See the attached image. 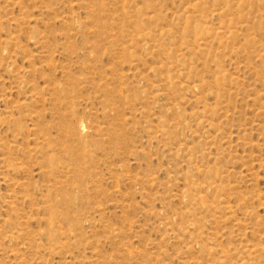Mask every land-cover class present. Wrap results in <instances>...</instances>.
Wrapping results in <instances>:
<instances>
[{"label": "rangeland", "instance_id": "374dc122", "mask_svg": "<svg viewBox=\"0 0 264 264\" xmlns=\"http://www.w3.org/2000/svg\"><path fill=\"white\" fill-rule=\"evenodd\" d=\"M0 264H264V0H0Z\"/></svg>", "mask_w": 264, "mask_h": 264}]
</instances>
